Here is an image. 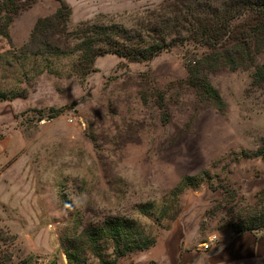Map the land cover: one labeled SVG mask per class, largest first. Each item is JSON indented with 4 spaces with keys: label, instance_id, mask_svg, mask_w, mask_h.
Instances as JSON below:
<instances>
[{
    "label": "rangeland",
    "instance_id": "rangeland-1",
    "mask_svg": "<svg viewBox=\"0 0 264 264\" xmlns=\"http://www.w3.org/2000/svg\"><path fill=\"white\" fill-rule=\"evenodd\" d=\"M63 1L70 20L52 41L71 50L83 22L138 28L165 0ZM60 6L0 0V93L24 94L0 100V264H154L148 250L116 258L109 227H122L124 248L160 241L173 223L207 238L257 226L264 216L258 21L238 23L229 46H239L236 68L223 46L185 42L150 62L106 54L83 75L77 52L34 57L25 48L38 20ZM207 51L213 61L202 64ZM198 67L222 104L198 96L190 76Z\"/></svg>",
    "mask_w": 264,
    "mask_h": 264
},
{
    "label": "trees",
    "instance_id": "trees-1",
    "mask_svg": "<svg viewBox=\"0 0 264 264\" xmlns=\"http://www.w3.org/2000/svg\"><path fill=\"white\" fill-rule=\"evenodd\" d=\"M59 1L61 6L54 15L38 20L25 48L34 57L70 55L77 52L82 63L83 75L95 71L97 58L106 54H114L136 62H150L164 51H170L185 42L210 51L223 46L224 52L231 58L226 63L236 68L238 59L234 52L239 50V46L237 48L229 46L237 44L234 42L237 40L235 37L240 20L245 21L244 17L248 16L254 17L260 25L257 28L258 32L264 33V0H224L220 4H214L210 0H165L160 8L150 15L151 17L140 23L138 28H128L100 19L83 22L76 29L75 48L65 50L52 41L60 26L65 27L68 24L71 15V10L64 1ZM10 22L11 18L8 19V24ZM243 43L245 46L240 48L242 52L248 54L250 42L245 40ZM212 55L213 53L209 51L205 52L200 63H211ZM202 71L203 69L199 67L190 70L192 85L198 96L203 100H213L222 104L218 90L207 77H203ZM254 77L261 83L262 69L256 71ZM23 96V93H13L11 97L0 93V100ZM250 222L236 231L264 229V216L255 220L257 225L255 227L249 226ZM109 229L118 242L113 248L116 258L135 250H149L156 244L155 241L145 240L141 243L143 239H139L133 243L134 245L126 243L125 247L121 248L119 241L123 234L122 227L112 225Z\"/></svg>",
    "mask_w": 264,
    "mask_h": 264
},
{
    "label": "crops",
    "instance_id": "crops-1",
    "mask_svg": "<svg viewBox=\"0 0 264 264\" xmlns=\"http://www.w3.org/2000/svg\"><path fill=\"white\" fill-rule=\"evenodd\" d=\"M173 224L147 251L154 264H264V229H227L207 238L198 227L182 231Z\"/></svg>",
    "mask_w": 264,
    "mask_h": 264
},
{
    "label": "clouds",
    "instance_id": "clouds-1",
    "mask_svg": "<svg viewBox=\"0 0 264 264\" xmlns=\"http://www.w3.org/2000/svg\"><path fill=\"white\" fill-rule=\"evenodd\" d=\"M71 159H72V157H70V156H68V155H65V156L63 157V160H64V161H69V160H71ZM65 173H66V174H73L71 168L66 169V170H65Z\"/></svg>",
    "mask_w": 264,
    "mask_h": 264
},
{
    "label": "built area",
    "instance_id": "built-area-1",
    "mask_svg": "<svg viewBox=\"0 0 264 264\" xmlns=\"http://www.w3.org/2000/svg\"><path fill=\"white\" fill-rule=\"evenodd\" d=\"M206 248H209L208 246H206Z\"/></svg>",
    "mask_w": 264,
    "mask_h": 264
}]
</instances>
